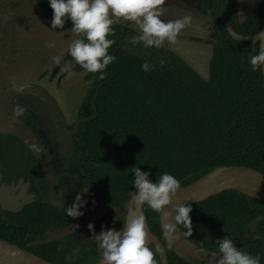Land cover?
Segmentation results:
<instances>
[{
    "label": "trees",
    "instance_id": "16d2710c",
    "mask_svg": "<svg viewBox=\"0 0 264 264\" xmlns=\"http://www.w3.org/2000/svg\"><path fill=\"white\" fill-rule=\"evenodd\" d=\"M33 2L52 18L47 0ZM196 5L213 23L207 79L164 46L146 48L136 42L140 33L116 21L111 26L114 34L107 37L115 41L108 52L116 59L103 70V78L100 73L88 72L92 86L77 109V117L94 118L80 123L66 156H60L58 145L36 123L19 116L14 107L45 147L68 203L88 187L87 193H81L87 203L80 209L84 214L76 219L48 204L46 198L53 191L31 152L15 136L0 135V185L16 184L27 168L34 176L30 203L15 212L0 208L1 240L25 249L28 243L42 240L47 231L82 222L103 206L120 207L134 189L133 167L148 171L152 182L167 172L180 186L219 167L245 166L264 174V80L247 63L253 44L231 39L221 25L229 24L242 36L257 34L264 22V0H257L241 23L236 20L234 0H197ZM63 28L73 32L70 22ZM144 62L152 66L150 71L141 70ZM78 69L83 68L78 65ZM190 207L192 231L184 235L189 241L218 253L215 240L228 236L238 248L253 256L259 254L264 264L262 201L224 191ZM144 215L149 231L166 251L168 264H204L187 263L175 256L162 237L158 213L145 205ZM259 217L254 231L249 230L248 225ZM113 221L108 213L91 223L100 230L102 225L104 230L123 226L121 218ZM86 242L75 232L64 240L27 250L52 264H96L100 260L97 246H86ZM148 247L161 264L154 247Z\"/></svg>",
    "mask_w": 264,
    "mask_h": 264
},
{
    "label": "clouds",
    "instance_id": "9594fccd",
    "mask_svg": "<svg viewBox=\"0 0 264 264\" xmlns=\"http://www.w3.org/2000/svg\"><path fill=\"white\" fill-rule=\"evenodd\" d=\"M52 10V29H63L66 22L71 23L74 33L82 36L75 39L68 47L67 55L86 72L100 73L103 78V70L112 64L116 57L109 54L108 49L115 41L107 38L114 34L111 27L116 19L134 22L140 30L136 42H142L144 47L161 48L165 42L175 44L179 33L192 22L191 15H184L174 21L161 19V6L165 0H47ZM256 36L259 41L256 51V41L253 43V53L247 57V63L253 72L264 74V31H259ZM54 41L46 42V47H53ZM60 57L54 58L59 64ZM161 64L164 61H160ZM148 62L141 64V70L150 71ZM132 186L130 200L135 206L147 205L154 213H161L165 206L169 205L172 197L180 188V181L173 175L164 172L155 182L149 180V172L141 171L139 167L132 168ZM88 187H84L74 197L73 201L64 207L65 214L72 219L82 216L80 211L87 201L81 198V193H87ZM191 207L187 204L173 206L171 222H167L170 213L164 211L162 219L163 235L168 240H174L179 228L185 229L179 235H191L192 224L190 217ZM125 216V215H124ZM119 218V216L117 217ZM115 223V220L113 221ZM78 228V225H74ZM93 224L87 228L90 233ZM100 253V264H157L154 252L148 247L147 233L145 231V217L143 215L125 216L121 228H109L104 230L101 226L99 233L91 235ZM218 250L216 264H261L259 254L253 256L247 251L238 248L228 237L215 240Z\"/></svg>",
    "mask_w": 264,
    "mask_h": 264
},
{
    "label": "rangeland",
    "instance_id": "374dc122",
    "mask_svg": "<svg viewBox=\"0 0 264 264\" xmlns=\"http://www.w3.org/2000/svg\"><path fill=\"white\" fill-rule=\"evenodd\" d=\"M197 0H165L161 6L164 21H174L191 15L192 22L183 29L175 44L165 42L164 47L187 63L202 79L208 77V62L212 52L213 23L208 13L196 5ZM236 20L241 23L255 0H234ZM123 26L140 33L134 22L114 18ZM51 18L41 11L33 0H0V93L11 84H33L44 88L56 101L66 118L67 125L74 126L77 109L90 91L92 83L84 69L69 56L56 73L57 63L67 55L71 42L80 36L67 29H52ZM54 41L53 47L46 42ZM14 107L23 119L36 123L57 144L54 127L41 101L30 96H18ZM15 111V110H14ZM74 143V141H73ZM72 150L69 145L66 156ZM82 170V168H81ZM34 198V176L27 168L16 184L0 185L1 211H19ZM96 245L92 237L86 246ZM79 253V252H76Z\"/></svg>",
    "mask_w": 264,
    "mask_h": 264
},
{
    "label": "water",
    "instance_id": "95a60500",
    "mask_svg": "<svg viewBox=\"0 0 264 264\" xmlns=\"http://www.w3.org/2000/svg\"><path fill=\"white\" fill-rule=\"evenodd\" d=\"M221 25L227 31L231 39L237 42H250L253 44L256 39H258L256 34L252 36L239 35L227 23L221 22ZM259 31H264V22ZM131 42L132 41L130 39L127 40L128 44H131ZM256 43L259 45L258 40ZM123 51L130 53V51L126 48H123ZM134 56L137 58L139 57L138 55ZM68 57L69 55H66L60 63L55 66L54 73L57 72L59 67ZM262 77L264 80V74H262ZM18 96H30L42 102L54 127L57 145L61 152H65V149L69 145H73V137L76 135L80 123L82 121H89L94 117L77 120L73 128L69 130L66 120L56 101L44 88L33 84H11L6 86L0 93V135H13L26 146L41 168V172L48 181L50 189L53 191V195L46 198V202L54 207L64 209V207H67L69 204L66 197L62 194L58 187L60 176L55 175L47 151L41 141L37 138L35 133L20 120L14 111V99ZM262 189H264V174L245 166L219 167L192 184L180 186L176 195L172 197L170 204L165 206L161 213H158L161 234L169 250L175 256L187 263H191L192 260H195L204 264H216L218 253L192 243L184 235H179V233H182L180 230H177L175 233L178 238L168 240L163 235L162 230V224L165 222L162 219L163 212L168 211L170 213L167 221L170 223L173 206H179L181 204L191 206L207 200L210 197L216 196L224 191H237L241 194L262 201L255 196H250L245 193V191H256ZM132 191H135V189ZM262 202L264 203V201ZM145 205L139 208L133 205L129 194L126 201L120 207L103 206L97 213L84 218L82 222H72L67 226H60L54 230L47 231L42 240L28 243L25 246V249H20L17 246L0 239V257L16 264H52L34 255L33 253H30L27 248L49 244L54 241H60L75 232H79L81 236L91 237L92 234L99 233L101 231L100 229L93 227L92 232L90 233L87 225L92 221L100 219L110 213L114 220L121 218L124 224L125 216L129 213H132V215H143L145 217ZM118 216L119 218H117ZM259 220H261L260 217L253 220L248 225V229L254 231ZM74 225H78V228L74 227ZM145 231L147 233L146 243H148V246L152 245L154 247L161 264H168L166 251L158 238L149 231L146 217ZM245 237L246 239H249L248 234H245ZM262 241L264 243V239H262Z\"/></svg>",
    "mask_w": 264,
    "mask_h": 264
},
{
    "label": "bare ground",
    "instance_id": "6f19581e",
    "mask_svg": "<svg viewBox=\"0 0 264 264\" xmlns=\"http://www.w3.org/2000/svg\"><path fill=\"white\" fill-rule=\"evenodd\" d=\"M245 193L247 195H250V196H255V197L261 199L262 201H264V189L256 190V191H245ZM130 214L132 215V213H130ZM0 264H16V263L0 257ZM96 264H100V260Z\"/></svg>",
    "mask_w": 264,
    "mask_h": 264
},
{
    "label": "flooded vegetation",
    "instance_id": "af4514ba",
    "mask_svg": "<svg viewBox=\"0 0 264 264\" xmlns=\"http://www.w3.org/2000/svg\"><path fill=\"white\" fill-rule=\"evenodd\" d=\"M256 1L257 0H255V2H254V4L256 3ZM254 6V5H253ZM239 23V22H238ZM63 114V113H62ZM63 116H64V114H63ZM64 118H65V116H64ZM76 120H75V122L77 121V120H79V118L77 117V113H76ZM65 120H66V118H65ZM67 124V123H66ZM75 124V123H74ZM68 126V125H67ZM73 128V127H72ZM72 128H70L69 126H68V129L69 130H71ZM78 132V131H77ZM76 136H77V133H76V135L73 137V141H74V139L76 138ZM72 146H74V143H73V145ZM58 150H59V148H58ZM1 185H7V184H1ZM69 204V203H68ZM27 205V204H26ZM24 207V206H23ZM82 237H84V238H86V241L87 240H89V238H90V236H82ZM66 238V237H65ZM64 238V239H65ZM64 239H62V240H64ZM159 240V239H158ZM161 243V242H160Z\"/></svg>",
    "mask_w": 264,
    "mask_h": 264
}]
</instances>
